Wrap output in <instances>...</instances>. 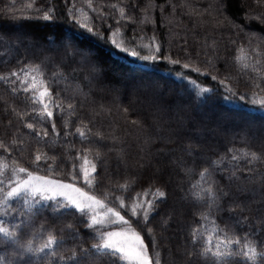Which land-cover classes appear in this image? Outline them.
Masks as SVG:
<instances>
[{
	"label": "trees",
	"instance_id": "trees-1",
	"mask_svg": "<svg viewBox=\"0 0 264 264\" xmlns=\"http://www.w3.org/2000/svg\"><path fill=\"white\" fill-rule=\"evenodd\" d=\"M29 2L30 0H0V33H2L0 34V73L23 67L26 63L40 64L45 73V79L58 80V83L52 84L53 94L59 92L60 98L65 103L76 105V115L69 118L66 113L54 112L59 137L52 132L50 123L43 122V127L49 131V137L45 140L56 141V146L49 148L48 144L40 141V138L31 130L24 127L25 123H36L37 129L41 127V122L35 114L25 115L21 120L12 112L13 108L21 113L31 111L25 94L12 92L13 85L0 81V140L12 149L10 154L0 149V155L8 160L12 158L19 160L20 164L28 167L30 171L56 178L71 179L67 176L71 167L67 162L60 164L55 172L49 173L44 170L46 166L43 163L37 170L28 161L36 150L48 152L50 156L54 155L60 161L68 156H76L77 149L90 148L93 151L98 149L101 152V159L94 162L97 164L98 180L102 182L97 183L94 189H90L80 180L77 182L80 187L102 197L103 193L110 188L109 181L112 184H122L125 181L134 180L129 192L111 189V195L123 196L126 204L130 203L129 197H135L136 193L150 190L148 196L150 199L155 194V189L164 191L166 198L157 204L160 212L155 214L156 210L155 216L150 217L148 226L163 225L166 230L163 234L175 241V248H171V245L164 246L157 238L156 246L153 248L151 238L142 231V225L137 224V218L122 211L132 223L138 226L145 243L148 244L150 255L154 252L159 253L160 264H206L202 257L195 255L190 233L193 227L201 224L211 228L212 220L221 228L227 226L237 236L255 231L260 237L261 232L264 231V227L259 223L260 219L264 218V195H261L264 185L259 181L264 179V160L250 165L244 158L233 161L232 153H229L228 149H243L264 156V140L257 141L255 145L248 142L243 135L246 132L244 126H235L231 123L232 118L215 120L205 125L207 113L198 114L192 104L197 93L201 94V97L209 93L214 96V104L222 103L228 107L264 115V107L253 102L264 98V91L254 89L250 83L255 80L256 73L251 68L241 69L240 64L234 59L240 55L237 49L244 46L248 52L246 62L252 65L259 59L260 64L256 66L264 72V23H261L264 21V4L257 3V0H92L93 7L104 14L102 18L97 19L96 12L87 6L86 0H36L35 6L38 8H56L58 19L52 28L53 32L61 36L63 31H67L68 35L76 40L77 47L94 51L93 62L96 67L93 70L91 67L78 65L71 56H66L63 47L50 50L41 42L40 50L36 48L39 46L28 48L27 40L25 41L24 38L17 40L16 37H9V33L14 32L25 36L27 33L41 35L46 31L32 25L31 21L22 19L24 16L36 15L34 9L26 7ZM73 2L76 8L82 9L81 12L76 13L81 22H84L86 17L91 18L90 26L103 33L104 39L101 42L104 44L99 43L98 37L96 41L93 38L86 40L84 29L68 17V9L72 7ZM112 5H117V8H112ZM120 7L125 9L126 18L124 19L121 18ZM257 16L260 20L255 19ZM145 20L149 22H144ZM22 24L26 26L21 28ZM117 28L123 35L124 45L128 43L145 54L147 53L143 52L139 45L143 42L150 44L149 38L155 36L156 43L161 46L158 53L161 59L145 61L112 49L111 44L106 43L111 38L110 34ZM253 33L256 35L252 36ZM249 37H251V44H249ZM16 42L19 44L18 47L14 46ZM27 49L29 51H26ZM253 49H258L262 55L258 57ZM142 53V56H146ZM163 57H170L180 62L185 61L189 64L186 70L199 82L195 84L211 91L201 93L197 86L192 85L191 91L184 100L177 98L174 100V97L168 98L167 93L170 88L163 83L152 81L153 78L127 83V77L118 78L106 70L101 63L104 59L111 61L117 59L126 66L136 67L142 71L157 70L169 77L173 83L189 81L172 73L174 69L185 68L180 64L169 63ZM209 60L211 63H208ZM197 68L199 72L193 70ZM53 73L60 75L53 77ZM212 76H216L217 79L213 80ZM225 77H231L226 83L232 87L237 97L245 95L243 101L238 98H224L228 93L219 81ZM261 84L264 86V81H261ZM94 89L105 92L106 96L97 95ZM253 92H257L258 95L253 96ZM183 106H186L187 110ZM124 109L128 111L125 112ZM65 119L72 120L68 129L64 127ZM80 121L88 124L93 133L102 132L106 137L103 143L97 142L94 136L89 137L92 141L89 143L82 141L78 135L67 137L63 135L65 131L74 132ZM215 128L217 131L230 132L232 138L223 139V143L215 142L211 130ZM261 129L264 131V128ZM236 132H239L241 136L236 135ZM13 141H16L18 145L23 141L20 145L24 149L22 156L16 150ZM80 154L83 155L82 152ZM235 154L241 155L239 151ZM89 158L93 159L91 156ZM222 159L223 163H220ZM213 161L217 163L214 164ZM61 168L63 174H60ZM205 168L211 172L208 179L210 182H215L213 187L229 193V196H222L218 205L211 209L209 220L201 221L199 214L208 211V208L203 201L195 199L193 192L196 189L192 186L200 180L199 173ZM237 168H251L253 171L237 170L236 176L239 179L233 181L230 173ZM189 169H191L190 173ZM153 173L157 176H153ZM251 177L257 179L254 181ZM238 185L249 191L241 194L237 190ZM203 187H207V184H203ZM180 192L187 196L183 204L188 206L191 201L194 204L190 206L193 210L191 214L172 215V208H167L170 204L173 206L172 198L179 196ZM235 203L246 207L243 211L240 209H236L235 212L228 211L230 207H235ZM13 206L20 207L15 203ZM242 217H248V221L242 220ZM23 218L15 214L4 217L9 222V226ZM42 223L56 229V235L64 238L59 248L60 254L67 257L72 250H75L80 264H92L89 257H81L79 244L82 240L83 247L88 248L95 240L91 230L84 227L78 214L58 216L51 209L41 208L40 213L33 218L34 227L26 228L19 234L21 243L32 239V232ZM66 223L76 226V231L79 233L78 240H74L69 231L59 230ZM180 230H183V245L176 242ZM170 243V241L167 242V244ZM15 252L14 245L0 240V256L5 258L3 264H9V262L23 264V261H27L28 264H62L59 261L43 258V254L41 259L26 254L23 260L18 262Z\"/></svg>",
	"mask_w": 264,
	"mask_h": 264
},
{
	"label": "snow or ice",
	"instance_id": "snow-or-ice-1",
	"mask_svg": "<svg viewBox=\"0 0 264 264\" xmlns=\"http://www.w3.org/2000/svg\"><path fill=\"white\" fill-rule=\"evenodd\" d=\"M86 3L93 12H96L97 19L104 16L102 12H98L93 7L92 0H86ZM257 3L264 4V0H257ZM35 5L36 0H30L26 7L34 9L36 15L24 16L22 19L31 21L32 25L46 31L41 35L27 33L24 36V40L26 41L30 38L33 47L39 46L41 42L47 45L50 50H58L60 47H63L65 55L71 56L73 61L78 65L91 67L94 70L96 65L93 62L94 57L90 49L73 48L71 45L64 43V37L58 36L57 33L52 31L58 19L56 8L48 7L42 9ZM111 7L117 8V5H112ZM81 11L82 9L76 8L75 2H73L72 7L68 9L67 15L73 23L84 29L85 39L93 37L104 39L103 33L90 26L91 18L86 17L85 21L81 22L76 15V13ZM119 12L122 19L126 18L123 7L119 8ZM255 19L260 20V17L257 16ZM144 22L149 21L145 20ZM261 23H264V21H261ZM25 26L24 24L20 25L21 28ZM119 32L120 29L117 28L112 32L111 38H109V43L115 50L145 61L161 59L158 55L161 46L159 43H156L155 36L149 38L151 40L150 44L139 45V47L147 48L154 54L141 56L135 48L130 49L129 47H125L123 46V41H118L115 38ZM255 35V33L252 34V36ZM17 40H20V37H17ZM233 43L235 42L233 41ZM249 44H251V37H249ZM237 51L240 55L234 59L240 64L241 69L251 68L256 73L255 80L250 81L251 86L259 91H264V86L261 84V81H264V72H261L256 66L260 64V60L257 59L255 64L250 65L246 62L248 60V52L244 46L238 48ZM253 51L258 57L262 55L258 49H253ZM163 59L172 64L180 63L179 60H174L170 57H163ZM208 63H211V60ZM182 67L187 69L189 68V64L185 63ZM193 70L200 71L198 68ZM201 74L207 75L208 73ZM59 75V73L52 74L53 77ZM178 76L184 78L183 73H179ZM211 78L213 80L217 79L216 76H212ZM229 79L231 77H225L219 81L220 84L225 86L228 93L224 98H238L243 101L245 95L237 97L232 87L226 83ZM0 81L13 85L11 88L12 92H22L25 94L27 101L30 103L31 111L21 113L13 108V114L17 115L21 120H23L25 115L30 116L35 114L41 122V127L37 129L36 123H25L24 127L31 130L35 136L40 138V141L48 144L49 148H54L56 141L45 140L46 137H49V131L43 127V122L50 123L52 132L55 133L56 137H59L60 133L56 128L54 112L66 113L69 118L76 115V105L65 103L60 98L59 92L55 95L53 94L52 84L58 83V80L45 79V73L40 64L26 63L23 67L13 69L7 73H0ZM188 82L195 85V81L189 80ZM209 91L211 89H200L201 93ZM252 95L256 96L258 93L253 92ZM253 102L259 103L264 107V98L254 100ZM124 111L127 112L128 109H124ZM132 123L137 122L132 121ZM71 124V119L64 120L65 129H68ZM63 135L65 137L78 135L82 141L89 143L92 142L89 140L90 136H94L99 143H103L106 139L102 132L97 131L93 133L92 128L83 121H80L79 126L75 127L74 132L65 131ZM13 144L16 145V150L22 156L24 149L20 145L23 144V141L19 145L16 141H13ZM0 149L8 154L12 151L2 140H0ZM236 151H239L241 155H236ZM81 152L83 155L80 154ZM228 152L232 153L231 160L240 161L244 158L249 165L253 162L264 160V156L248 150H234L230 148ZM90 156L93 159H90ZM100 159L101 152L98 149L95 151L90 148L77 149L76 156H68L60 161H58L56 156H50L48 152L36 150L28 163L35 166L37 170L40 169L41 163L46 166L44 170L49 173L55 172L60 167V164L64 162L71 165L67 172V176L71 178V182H65L61 179H54L50 175H39L38 172L30 171L28 167L22 166L19 160L15 158L8 160L5 156L0 155V240L9 242L15 246V255L18 262L22 261L26 254H31V257H36L37 259H41V254H43V258H47L49 261L55 260L62 262V264H68V262L80 264V259L77 257L75 250H72L71 254L67 257L59 253V248L62 246L64 238L62 236L58 237L56 235L57 230L46 224H40L32 232L33 238L21 243L19 234L26 228L34 227L33 218L40 213L41 208H45L51 209L58 216L78 214L81 217L84 227L91 230L95 242L90 244L88 248H85L83 247L84 242L81 240L79 244L80 255L81 257H89L92 264H160L159 253L154 252L151 255L149 254L148 244L145 243L141 231H137L132 226L131 220L122 215L121 211H126L131 217L137 218V224L142 225V231L151 237V243L153 248H155L156 238L153 234L154 230L148 225L150 217L156 212L158 202L166 198V193L157 188L155 189V194L150 199L148 198L150 190L144 193H136L135 197H129L130 203L126 204L123 196H112L111 189L129 192L135 182L134 180L132 182L125 181L122 184H112L109 181L110 188L103 193L102 198L89 194L83 188L77 187V182L80 180L90 189H94L97 183L102 182L98 180L99 173H97V164L94 162ZM213 163L216 164L217 162L213 161ZM220 163H223V159ZM237 170L253 171L251 168H237L230 173L233 181L239 179L236 176ZM188 172L190 173L191 169ZM60 174H63L62 168ZM199 176L200 180L192 186L193 189H196L193 192V196L197 201H203L206 204L208 211L201 212L199 215L201 221H208L211 209L218 205V201L222 196L228 197L229 193L213 187V183L215 182L209 181L208 178L211 176V172L208 168L203 169L199 173ZM245 179H249V177H245ZM251 179L255 181L257 178L251 177ZM259 182L264 185V179ZM203 184H207V187H203ZM237 190L241 194L249 191V189L240 187L239 185ZM261 195H264V191L261 192ZM14 203L20 205V207H14ZM110 204L114 206H110ZM244 207L246 206L235 203V207H230L228 211L235 212L236 209L243 211ZM14 214L24 218L20 219L18 223L9 226V222L4 217L13 216ZM242 220L248 221V217H242ZM237 222L239 223L240 221ZM259 223L264 227V218H261ZM211 224V228H207L202 224L193 227L190 233V240L195 249V255L202 257L206 261V264H258V262L259 264H264V231L261 232L260 237L257 236L255 231L245 232L243 236H237L227 226L221 228L214 220L211 221ZM115 226H119V229L109 230ZM59 230L61 232L67 230L72 233L74 240L79 239L76 226L72 223H66ZM4 259L3 256H0V264H3ZM23 264H28V262L23 261Z\"/></svg>",
	"mask_w": 264,
	"mask_h": 264
},
{
	"label": "rangeland",
	"instance_id": "rangeland-1",
	"mask_svg": "<svg viewBox=\"0 0 264 264\" xmlns=\"http://www.w3.org/2000/svg\"><path fill=\"white\" fill-rule=\"evenodd\" d=\"M111 36H112V33L110 34V37ZM122 36L123 35L119 32L115 38L118 41H123ZM9 37H11V38L12 37L24 38V36L18 35L16 32L9 33ZM61 37L65 38L64 39V43L65 44L77 47L76 40L72 39L68 35L67 31H63V35H61ZM97 39H98L97 37L96 38L93 37V40L96 41ZM98 40H99V43L104 44L103 42H101L102 39L101 40L98 39ZM16 43H15L14 46L18 47L19 44H18V42H16ZM106 44L110 45L108 40H107ZM143 44H144V42H143ZM123 46L129 47L130 49L131 48H135L140 53V55L142 53L135 46H130L128 43L126 45L123 44ZM26 47L33 48L30 38L27 40V46ZM110 47H112V46H110ZM153 47H154V45H153ZM36 48L40 50V46L36 47ZM112 49H114V48L112 47ZM140 49L143 52H146L148 55L154 54V53L150 52L149 49H146V48H140ZM26 51H29V49H27ZM91 53L94 56L95 53H94L93 50H91ZM142 54L147 56V54H145V53H142ZM101 63H103L104 68L106 70H109L112 74H115L118 78L121 77V76L124 77V78L127 77V79H128L127 83H134V81H139V80H142L144 78H153L152 81H157L160 84L163 83V85H166V86H168V88H170L169 92L167 93L168 98H169V96L171 98L174 97V100H175V98L180 99V100H184L185 97L188 96L189 91H191V89H192L191 87H193L192 86L193 84H190L188 81H186L184 83H183V81L182 82L175 81L176 83H173L169 77H167L165 74H162V73L158 72L157 70L142 71V70H140L139 68H136V67L126 66V65H124L122 62H120L117 59H114L112 61L109 60V59H107V60L104 59L103 61H101ZM184 63H185V61L184 62H180L179 64L182 66ZM179 69L180 68H178L176 70L174 69V71H172V73H174V75H176L177 77H180V76H178L179 73H183V76H184L185 79L198 82L197 78H195L194 75L190 74L188 70H186V69L179 70ZM166 71L169 72L168 70H166ZM198 84H199V82H198ZM198 84L197 85L195 84V86H197L199 90L201 88H204V87H201V85H198ZM92 90H93V88H92ZM96 92H97V95L106 96L105 92H100V91L99 92L96 91ZM200 97H201V94H199V93H197L195 95V99L193 100L192 106L197 111L198 114H202L203 112L207 113L208 116L205 119V122H206L205 125H209V124L213 123V121H215V120H226L228 118H232V120H231L232 122L231 123H233L235 126H244V130L246 132L243 135L247 139L248 142H250L251 144L255 145V143L257 141L261 142V141L264 140V131H261L262 130L261 128H264V115L255 114V113H252V112H246V111H244L242 109H239V108H236V107H228V106H226L225 104H222V103H218V104L215 103L214 104V96H213V94L207 95V98L203 101V103L199 102ZM173 103H175V102L173 101ZM185 107L186 106H183V108H185ZM211 130L213 132L212 133V137L215 138V142H217V143H223V139L228 140V139L232 138L231 133L228 132V131H219V130L217 131L216 128L215 129H211ZM205 131H208V130H205ZM235 134L241 136L239 134V132H236ZM34 172H36V171H34ZM38 174L39 175H43L41 173H38ZM153 176H157V175H154V173H153ZM52 178L61 179V180H64L65 182H71V179H64V177L63 178L62 177H57L56 178V177L52 176ZM77 187H80V186L77 184ZM80 188H83V187H80ZM83 189H84V191L89 192V194L96 195L97 197H100L96 193L90 192L89 190H87L85 188H83ZM179 194H180L179 196H177L175 198H172V202H174L173 206L170 204L167 208H172V211H171L172 215H174L176 213L177 214L181 213L182 215L184 213H188V214L190 213L191 214L193 212L191 207L194 204L192 203V201L190 202V204L188 206L183 204V202H184V200H185V198L187 196H186V194L181 193V192ZM100 198H102V197H100ZM110 206H114V205L110 204ZM156 210H157V212L155 214H159L160 209L158 208V205L156 206ZM121 214L125 215V214L122 213V211H121ZM153 216H155V215L153 214ZM125 217L127 219L131 220L126 215H125ZM132 226L134 228H136L137 231H139L138 230L139 228H138L137 225L132 223ZM151 228H153V230H154L153 234H154L155 238H157V240L160 239V241L164 244V246L170 247V245H171V248H175L174 247V245L176 244L175 241H172L171 239H169L168 236L163 234L164 233L163 231L166 232L165 227L163 228V225L162 226L161 225L160 226L151 225ZM118 229H119V226H115L114 228L109 229V230H118ZM145 234H147V233L145 232ZM141 235L143 236V234H141ZM183 237H184L183 236V230H180L179 231V235H178V237L176 239V242L178 244H182L183 245L184 244V240H183L184 238ZM149 238H151V237H149ZM169 241L171 243L167 244V242H169ZM149 254H150V252H149Z\"/></svg>",
	"mask_w": 264,
	"mask_h": 264
},
{
	"label": "bare ground",
	"instance_id": "bare-ground-1",
	"mask_svg": "<svg viewBox=\"0 0 264 264\" xmlns=\"http://www.w3.org/2000/svg\"><path fill=\"white\" fill-rule=\"evenodd\" d=\"M207 95H209V93L203 94V97H201L199 101L203 103V101L207 98Z\"/></svg>",
	"mask_w": 264,
	"mask_h": 264
}]
</instances>
